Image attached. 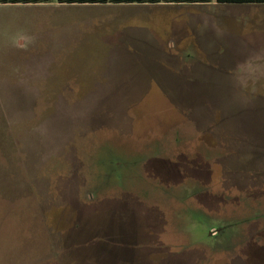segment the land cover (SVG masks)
<instances>
[{
  "label": "rangeland",
  "instance_id": "374dc122",
  "mask_svg": "<svg viewBox=\"0 0 264 264\" xmlns=\"http://www.w3.org/2000/svg\"><path fill=\"white\" fill-rule=\"evenodd\" d=\"M0 264H264V5L0 4Z\"/></svg>",
  "mask_w": 264,
  "mask_h": 264
},
{
  "label": "trees",
  "instance_id": "16d2710c",
  "mask_svg": "<svg viewBox=\"0 0 264 264\" xmlns=\"http://www.w3.org/2000/svg\"><path fill=\"white\" fill-rule=\"evenodd\" d=\"M57 2L60 4H262L264 0H0V4H38Z\"/></svg>",
  "mask_w": 264,
  "mask_h": 264
},
{
  "label": "flooded vegetation",
  "instance_id": "af4514ba",
  "mask_svg": "<svg viewBox=\"0 0 264 264\" xmlns=\"http://www.w3.org/2000/svg\"><path fill=\"white\" fill-rule=\"evenodd\" d=\"M229 225L224 224H218L217 225V230L215 232L211 231V230H207L208 231V236H207V240L206 241H210V242H220L222 241L224 235L226 234V232L229 229ZM231 238V236H230Z\"/></svg>",
  "mask_w": 264,
  "mask_h": 264
},
{
  "label": "crops",
  "instance_id": "0c3cea01",
  "mask_svg": "<svg viewBox=\"0 0 264 264\" xmlns=\"http://www.w3.org/2000/svg\"><path fill=\"white\" fill-rule=\"evenodd\" d=\"M231 5H244V4H231ZM251 5V4H250Z\"/></svg>",
  "mask_w": 264,
  "mask_h": 264
}]
</instances>
